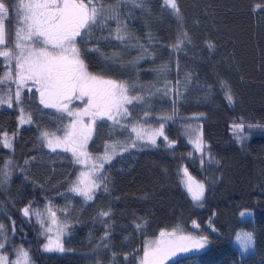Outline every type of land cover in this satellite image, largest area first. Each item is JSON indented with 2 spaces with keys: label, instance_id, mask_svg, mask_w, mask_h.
I'll list each match as a JSON object with an SVG mask.
<instances>
[{
  "label": "trees",
  "instance_id": "trees-1",
  "mask_svg": "<svg viewBox=\"0 0 264 264\" xmlns=\"http://www.w3.org/2000/svg\"><path fill=\"white\" fill-rule=\"evenodd\" d=\"M5 2L11 9L5 23L14 39L16 0ZM101 2L118 10L129 39L104 40L109 30H96L100 42L89 41L87 48L97 46L100 53H84L87 70L127 84L128 95L146 103L126 105V128L98 120L88 153L97 158L106 145L139 143L104 167L105 180L97 181L101 186L88 200L69 190L79 173L72 153L51 151L42 137L68 125L67 117L60 119V113L26 96L21 107L32 122L22 126L15 102L11 108L0 105V141L6 133L12 143L11 148L0 143V255L8 264L21 248L31 264H140L146 241L179 226L182 234L205 237L207 244L167 264H264V0H176L178 14L164 0H143L139 7ZM108 24L114 37L117 23ZM5 69L0 66V76ZM241 121L240 135L248 137L243 143L233 132ZM161 123L167 140L158 136L155 145L140 143L131 131L155 132ZM184 169L204 184L202 201L188 194ZM45 209L66 227L64 252L44 251L48 242L34 213ZM244 213L250 218L243 219ZM245 232L255 242L243 257L235 241Z\"/></svg>",
  "mask_w": 264,
  "mask_h": 264
},
{
  "label": "snow or ice",
  "instance_id": "snow-or-ice-1",
  "mask_svg": "<svg viewBox=\"0 0 264 264\" xmlns=\"http://www.w3.org/2000/svg\"><path fill=\"white\" fill-rule=\"evenodd\" d=\"M120 2H131L139 7L143 0H117L118 4ZM164 4L175 13H179L176 0H164ZM13 9L17 22L14 39L5 23L11 9L5 0H0V57L3 58V65L0 66H6L3 76H0V105L7 104L11 108L15 102L20 106L23 103L24 89L27 88L31 93L32 88H36L40 105L44 108L55 109L61 114L60 119L64 118V114L72 118L63 139H49L48 132L42 133L47 147L53 152L58 148L71 152L75 163H86V159H81V157H88L84 149L96 122L107 118L113 121L114 126L126 128V123H122V119L126 121L130 115L126 105L135 107L146 103L144 97L129 96L127 84L114 79H106L103 74L90 73L82 58L85 52L100 53V48L97 46L87 48L88 42L95 39L96 30L107 28L109 36L102 37V39L114 38L120 43H125L129 39L127 26L121 22L117 14L118 10L106 8L101 0H16ZM109 20H115L117 23L114 37L108 24ZM99 42V39H95L97 45ZM180 43L174 47L179 49ZM81 45L85 46L83 50ZM115 58V56L112 57L113 60ZM12 84L15 85L14 91ZM169 92V86L165 85L163 94L168 95ZM228 99L231 101V95ZM76 101L82 102L83 106L71 107ZM20 112L21 124L32 122L31 113L25 117L23 107H20ZM147 116L148 112H145V117ZM85 117L89 118L88 123H85ZM163 128L164 124L161 123L160 128L148 136L150 144H156V136H163L167 140ZM131 131L136 133L137 139H144L142 133L145 130L143 128L132 127ZM243 131L242 121L234 123L233 132L241 143L248 139L240 135ZM0 143L3 147H12L11 138L6 133ZM195 143L197 150L203 151L202 141L197 139ZM130 147H137L136 141H132ZM118 148H123L124 151L129 150L125 144L117 142L114 145H106L105 151L108 153L111 150L115 153ZM96 159L99 161L98 165H92L96 174L95 178L84 188L78 184L69 189L88 200L93 199L94 190L104 182L103 170L106 163H111L112 157H97ZM10 163L11 161H7L5 168ZM2 174L7 177L6 172ZM184 174L186 180L183 182L188 194L193 201H202L205 192L204 184L197 182L189 175L187 169H184ZM80 175L83 177L85 173L81 172ZM79 183L84 184L85 182L81 180ZM23 214L28 216L29 208H24ZM34 214L39 215V213ZM101 215L108 216L109 213L104 212ZM193 224L199 227L195 221ZM142 227V225H137L138 229ZM3 229L4 225L0 224V237H3ZM182 233L183 229L178 226L172 231L162 230L157 239L146 241L140 264H166L182 253L204 248L207 244L205 237L196 238L193 235ZM104 239H107V233ZM236 239L244 250H248L255 242L253 234L247 232L237 233ZM2 248H4V243L0 242V249ZM44 251L64 252L65 249L57 238L55 243L50 239L44 245ZM0 264H8L7 256L0 255ZM12 264H31L27 251L19 249L18 258Z\"/></svg>",
  "mask_w": 264,
  "mask_h": 264
},
{
  "label": "rangeland",
  "instance_id": "rangeland-1",
  "mask_svg": "<svg viewBox=\"0 0 264 264\" xmlns=\"http://www.w3.org/2000/svg\"><path fill=\"white\" fill-rule=\"evenodd\" d=\"M5 68H6V66H5ZM12 85L14 86V90H15V85L14 84H12ZM29 86H31L30 83H29ZM26 96H28V100H31V99L36 98V101L39 102V93L37 92L36 88H32V92L31 93H29L28 92V89L25 88L24 89V93H23V100L26 98ZM77 105L83 106L82 105V102L76 101L74 103V105H71V107H75ZM41 106L43 107V105H41ZM20 107H21V105L18 106L19 109H20ZM5 108H9V107L5 105ZM76 108H78V107H76ZM44 109H48L50 111L57 112L55 109H51V108H44ZM20 115H21V112H20ZM25 117H27V116L25 115ZM64 117H67V115L64 114ZM67 119H68V122H69L68 125H69L72 118L67 117ZM88 122H89V118L88 117H85V123H88ZM21 125L22 126H30L31 123H23ZM68 125L62 127L53 137H51L49 139H53V140H55L56 138L63 139L64 134H65V130L67 129V126ZM153 132L154 131H151L149 129H145V131L142 133L145 138L143 139V141L140 140L141 141L140 143L150 144V142L148 141V136L152 135ZM157 137L158 136H156V140H157ZM90 139H91V136L88 139V141L86 142L85 149H84V151L87 152L88 157L87 158L81 157V159H86V163H83V164L77 163L78 166H79V173H78L77 185L79 184V186L82 187V188L86 187L91 182V180L95 178V175L96 174H95V172H94V170L92 168V165H94V164L98 165V163H99V161L96 158L92 157L88 153V146H89V143H90ZM136 143L138 144L139 142L136 141ZM131 148L132 147H130V146L128 147L129 150ZM57 150H63V149L58 148ZM128 151H124L123 148H118L117 151L115 153H113L111 150H109V152L108 153L105 152V154L102 157L110 156V157H112V159H111V162H112L117 157L126 154ZM107 164H109V163H106L105 166ZM81 172L85 173V175L83 177H81V175H80ZM81 180H83L85 183L84 184H80L79 182ZM53 214L54 213H53V211L51 209H45L44 211L40 212L39 213V216H38L39 217V221H40V225L42 227L43 234H44L45 238L47 239V242H49V240L51 239L53 241V243H55V241L57 240V238H59V240L61 242V239L63 238V235L65 233L66 227L61 222H59L57 220L55 214L54 215ZM245 215H248V214L247 213H244L243 215H241V217L242 218L244 217L243 219H247V218H250V215L251 214L248 215V216H246V217H245ZM241 234H243V233H241ZM235 246L239 250V252L241 253V255L243 257L247 256L248 254H250V253H252L254 251V248H253L254 246H251L248 250H244L240 246V244L237 241V239L235 241ZM203 249L204 248H201V249H198V250H192V251H189L187 253H182V254L196 253V252L202 251ZM167 263H169V261L166 262V264Z\"/></svg>",
  "mask_w": 264,
  "mask_h": 264
}]
</instances>
